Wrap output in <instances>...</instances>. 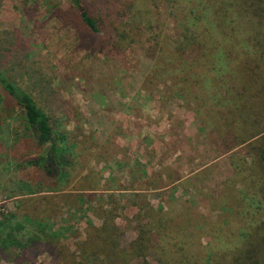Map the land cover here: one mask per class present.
Segmentation results:
<instances>
[{
	"label": "rangeland",
	"instance_id": "obj_1",
	"mask_svg": "<svg viewBox=\"0 0 264 264\" xmlns=\"http://www.w3.org/2000/svg\"><path fill=\"white\" fill-rule=\"evenodd\" d=\"M71 3L0 0V72L57 109L80 154L72 177L43 180L32 163L47 150L38 151L28 139L24 115L16 110L0 129V220L13 213L24 236L44 229L73 252L90 226L102 224L96 215L112 197L123 247L138 235L145 201L153 209L188 214L205 258L240 246L262 218L263 204L231 164L247 157L246 147L237 148L235 135L216 127L213 103L197 109L176 86L184 73L174 52L186 32L185 3L161 4L157 11L149 6L155 23L138 43L115 52L83 49L76 32L55 17L54 9L67 10ZM201 54L191 48L177 57L192 62ZM202 87L212 94L207 84ZM170 162L178 167L174 182H158L165 171L160 163ZM94 187L97 192L90 191ZM42 197L51 198L52 206L33 202ZM41 250H28L31 264H62ZM156 259L151 248L148 260Z\"/></svg>",
	"mask_w": 264,
	"mask_h": 264
},
{
	"label": "trees",
	"instance_id": "obj_2",
	"mask_svg": "<svg viewBox=\"0 0 264 264\" xmlns=\"http://www.w3.org/2000/svg\"><path fill=\"white\" fill-rule=\"evenodd\" d=\"M71 1L67 10L54 9L55 17L76 32L84 50L92 52L124 51L138 43L146 26L155 23L149 6L157 11L161 4L185 3L186 32L174 52L184 73L176 86L197 109L202 103H213L218 110L216 127L231 131L237 148L246 147L247 157L232 158L231 164L235 176L248 182L252 198H261L263 215L249 227L240 246L208 259L202 253V237L188 214L153 209L146 201L138 235L127 247L120 243L123 233L116 225L119 207L113 206L116 204L110 197L96 215L102 224L90 226L86 240L76 244L73 252L44 229L24 236L16 215L10 213L0 220V264H31L27 256L30 248H42L40 252L62 264H152L148 260L151 248L157 255L156 264H264V0ZM191 48L201 50L198 60L178 59L177 53ZM205 84L212 94L203 93ZM194 88L200 89L195 92ZM16 110L24 115L28 139L38 151L47 150L45 156L38 152L40 156L32 163L42 169V179L55 180L57 174L61 179L72 177L80 154L63 131L57 109L39 102L0 72V129ZM90 191L98 190L94 187ZM33 202L52 206L49 197Z\"/></svg>",
	"mask_w": 264,
	"mask_h": 264
},
{
	"label": "crops",
	"instance_id": "obj_3",
	"mask_svg": "<svg viewBox=\"0 0 264 264\" xmlns=\"http://www.w3.org/2000/svg\"><path fill=\"white\" fill-rule=\"evenodd\" d=\"M149 136H153L152 134L153 133H147ZM181 153H183L182 151H181ZM174 154V153H173ZM145 156H147V155H145ZM177 161H180V159L179 158H177ZM167 163H165L164 165L163 164H161L160 163V165H162V167L164 166V170L166 171H164V174H162V173H158V177H156V179H157V181L158 182H165V183H168V184H170L171 185V183H173L174 181V174H175V172H177V170H178V167H177V165L176 164H174L173 162H170V165L169 166H167L166 165ZM178 165H180V163L178 164ZM149 166V163H147L146 164V167H148ZM181 166V165H180ZM153 167V166H152ZM151 169H153V168H151ZM147 175H148V177H149V180H151L152 181V179H153V176H151V174L148 172L147 173ZM178 182H180V180H177L176 181V183H174V185L172 184V186H175L176 184H178ZM160 190V189H159ZM159 190H155L154 192H156V191H159ZM148 191V190H147Z\"/></svg>",
	"mask_w": 264,
	"mask_h": 264
}]
</instances>
